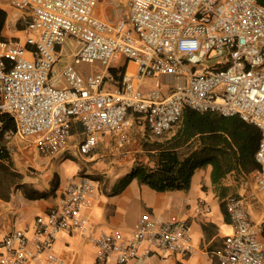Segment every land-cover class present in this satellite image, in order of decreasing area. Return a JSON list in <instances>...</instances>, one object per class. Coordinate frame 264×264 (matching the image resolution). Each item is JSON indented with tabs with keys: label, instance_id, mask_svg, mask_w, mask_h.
Returning <instances> with one entry per match:
<instances>
[{
	"label": "built area",
	"instance_id": "built-area-1",
	"mask_svg": "<svg viewBox=\"0 0 264 264\" xmlns=\"http://www.w3.org/2000/svg\"><path fill=\"white\" fill-rule=\"evenodd\" d=\"M5 2L26 22L22 38L0 41V116L14 125L5 131L0 121V140L17 137L55 158L78 124V155L91 156L101 136L115 135L122 156L131 143L129 118L161 137L180 124L185 109L238 117L259 131L257 168L249 176L264 192V5L258 0H126L128 12L114 22L95 15L99 0H0V10ZM123 62L134 65L133 75ZM83 65L100 69L82 74ZM95 193L88 176L70 179L58 206L3 238L0 264H68L53 249L61 232L83 234L96 250L95 264L195 253L182 219L160 223L144 215L129 235L87 233L84 211ZM223 204L231 231L216 264H264L260 227L243 198L228 196ZM209 212L200 201L196 213Z\"/></svg>",
	"mask_w": 264,
	"mask_h": 264
},
{
	"label": "crops",
	"instance_id": "crops-1",
	"mask_svg": "<svg viewBox=\"0 0 264 264\" xmlns=\"http://www.w3.org/2000/svg\"><path fill=\"white\" fill-rule=\"evenodd\" d=\"M119 1L125 5L126 11V0ZM1 10L7 15L2 36L5 40L21 38L25 16L16 14L7 2ZM94 13L103 21L114 22L120 13L125 15L127 12L119 10L115 0H102ZM94 66L98 67L96 70L100 69L98 65ZM122 67L126 75H133V64L123 62ZM77 70L87 73L82 72L80 66ZM110 75L117 81L122 74L112 71ZM116 81L109 82L107 87L114 86ZM129 121L131 143L122 156L117 152L115 135L101 136L91 156L78 155L76 147L82 140L78 124L72 127L67 149L55 158L44 157L32 143L17 137L2 140L5 147L4 156H0V243L12 230L28 229L35 217L58 206L66 183L86 175L96 184L95 197L84 211L89 220L87 233L107 229L129 235L144 215L160 223L173 219L187 221L195 248L193 255H172L163 262L157 254H152L131 264H216V252L222 248L225 236L231 231L223 204L228 196L243 198L249 219L260 227L259 239L264 244V192H258L256 187L247 190L246 182L239 183L243 178L235 180L228 175L220 184L213 185L212 166L205 165L194 171L187 191L156 192L135 179L123 186L122 179L140 162L134 158L140 149L137 144L140 123L134 118H129ZM160 140L155 139L151 143ZM200 201L210 207L209 213H196ZM53 249L68 264H95L96 261L95 248L80 232L59 233Z\"/></svg>",
	"mask_w": 264,
	"mask_h": 264
},
{
	"label": "trees",
	"instance_id": "trees-1",
	"mask_svg": "<svg viewBox=\"0 0 264 264\" xmlns=\"http://www.w3.org/2000/svg\"><path fill=\"white\" fill-rule=\"evenodd\" d=\"M264 5V0H258ZM7 15L0 10V41ZM3 130L13 131L12 120L0 116ZM260 139L256 127L238 117H222L217 113H197L185 109L180 124L171 137L143 144L147 163L137 162L123 179L132 180L156 192L187 191L194 171L212 166L213 185L231 175L238 180L248 177L256 168L254 154ZM0 140V156H4Z\"/></svg>",
	"mask_w": 264,
	"mask_h": 264
},
{
	"label": "rangeland",
	"instance_id": "rangeland-1",
	"mask_svg": "<svg viewBox=\"0 0 264 264\" xmlns=\"http://www.w3.org/2000/svg\"><path fill=\"white\" fill-rule=\"evenodd\" d=\"M101 1L102 0H100L99 2H101ZM115 2L117 3V6H118L119 10H122V12H124V13L128 12V8L127 7H126V11H125V5H123V3H121L119 0H115ZM20 22L22 23L23 21H20ZM9 30H10V28H9ZM20 36L22 38L23 34H20ZM215 63H216V59H213V60L207 61L206 65L211 67ZM80 69H81L82 72H88V71H91L92 69L96 70V69H98V67L97 66H94V67L91 66L90 67V66H87V65H83V66H80ZM138 127H140V126L138 125ZM176 128L173 129L172 131H170L169 133L161 136V137H152V136H149L147 134V132L142 127H140V130H139V133H138V136H137V138H138L137 144L140 147V149H139L138 153L135 154L134 158H136L137 161H140L142 163H147L146 155H145L144 151L142 150L143 144H146L148 142L150 144L155 139H161L160 141H163L165 138L169 137L172 133H174ZM10 148H11V146H10ZM245 182H246V186L245 187H246L247 190L250 191V190H254L255 189L254 180H253L252 176H248L247 179H239V183L244 184Z\"/></svg>",
	"mask_w": 264,
	"mask_h": 264
}]
</instances>
